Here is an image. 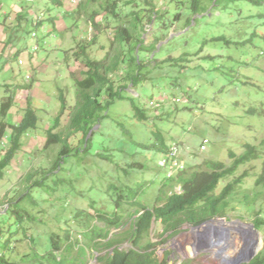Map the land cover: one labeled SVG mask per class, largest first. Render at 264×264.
<instances>
[{"label": "rangeland", "instance_id": "obj_1", "mask_svg": "<svg viewBox=\"0 0 264 264\" xmlns=\"http://www.w3.org/2000/svg\"><path fill=\"white\" fill-rule=\"evenodd\" d=\"M63 1L58 7L49 0H0V109L3 97L14 93L8 121L19 122L30 106L38 121L0 180V252L16 264H33L21 263L22 256L34 248L40 252L50 248L53 234L64 241L69 229L70 242L78 239L72 253L74 257L84 255L85 264H101L116 248H134L139 214L132 205L153 207L167 176L166 154L154 135L160 131L168 147L180 146L186 167L206 159L230 166L231 150L242 155L246 144L260 147L259 159L239 167L236 176L248 174L224 215L199 223L185 221L169 230L154 220L149 230L150 251L160 263L229 264L221 262L222 256L237 253L239 248L231 247L233 241L243 246L248 232L239 223L226 222L254 224L256 217H264V188L255 185L264 159V0L258 5L246 0L229 2L226 11L213 1L201 13H193L181 0H154L156 14L152 22L144 18L143 42L135 50L126 43L112 44L115 26L132 16L108 17L100 7L104 0L95 1L88 13L100 10L99 32L89 25L86 14L80 19L71 14L77 5ZM140 6L152 8L143 0ZM120 9L125 16L133 8L123 2ZM43 12L57 17L55 27L49 18L35 19ZM159 36L162 39L157 41ZM79 41L87 45L91 58L99 60L107 55L111 60L123 50L126 62L110 75L115 89L122 87L128 98H118L104 110L105 116L87 136L83 132L70 136L72 148L55 169L64 144L46 146V129L54 126V132H67L70 128L78 99L76 79L83 77L86 66L84 57L75 55L82 52ZM133 56L139 67L130 62ZM130 68L144 77L136 86L125 79ZM61 93L66 108L57 120ZM100 98L108 99L106 94ZM134 103L146 109V120L136 116ZM32 171L35 175L29 178ZM35 179L38 183L31 185ZM228 181H222L217 192ZM245 193H250L248 202ZM16 198L20 217L9 210ZM101 211L124 213L122 226L109 227L101 217L90 223ZM202 223L207 229L211 225V237L197 228ZM92 227L108 230L109 237L96 238L93 244L90 237L94 235L85 234ZM259 231L264 241V228ZM13 233L14 243L4 250L2 244ZM70 242L65 241L58 254ZM83 246L87 251L79 253Z\"/></svg>", "mask_w": 264, "mask_h": 264}, {"label": "trees", "instance_id": "obj_2", "mask_svg": "<svg viewBox=\"0 0 264 264\" xmlns=\"http://www.w3.org/2000/svg\"><path fill=\"white\" fill-rule=\"evenodd\" d=\"M49 1L51 4L58 7H62L64 5L63 0ZM95 1L98 0H79L78 3L75 4L77 5L76 8L71 11V14L77 19H80L86 14L88 16L87 21L89 25L96 31L100 32L102 23H100L97 19L100 14V10L95 8L92 9V12L88 13V10L92 5L91 3ZM141 1L142 0H104L100 3L101 9L108 14V17L120 19L122 17L132 16L130 19H124L120 24L115 26V40L112 41V44L119 43L121 45L126 43L130 45V50H135L136 45L143 42L140 31L143 29L145 24L144 18L147 17V22H152V19L156 14V4L154 0H143L146 2V5H150L152 8H142V5L140 6ZM213 1L216 2V6L220 7L222 11H226V9H228L227 7L229 6V2L232 4L241 0H181L183 5H189L187 8L191 9L193 13L206 12L209 4ZM246 1L258 5L261 4L262 0ZM123 2L125 3V6L133 8L128 11L125 16L122 15V11L120 9L121 3ZM50 11L51 8L48 7L47 12ZM147 11L150 13L148 14ZM180 15L181 13L178 14L176 18H179ZM41 16L49 18L52 23L57 19L55 15L51 14L47 16L45 12H43V15ZM18 18L20 20V15H18ZM39 22H42V18ZM160 39H162V37L159 36L157 41ZM78 50H81L82 52H77L75 55H77V57L83 56L86 66L83 70V77L81 79H76L78 99L76 107L72 113L70 128L67 132L64 129L59 132H54V126L46 129V146H49L50 144L53 146L52 143L54 142H62L64 144V147L58 154L59 156H57V159L55 160V169L60 164L62 157L68 154L72 148L71 143L68 141L70 136H74L78 132H83L87 136L97 121L102 116H105L103 112L104 110H106L118 98H128L122 93V87L119 88V90L115 89L113 79L110 75L119 69L120 64H124L126 62L125 53L122 49H120V52L115 54L113 58L111 57V60L108 58L109 55L102 60L91 58L86 51L87 45H84L80 41ZM30 54H32V52H30ZM130 62H132L133 67L135 65H138L139 67L135 56L131 57ZM129 64L130 63L127 65L128 68L131 66V64L130 66ZM132 69L133 68L129 69L125 79L136 86L141 82V80H144V77L140 74L135 75V70L132 71ZM102 94L107 95V101H101L100 97ZM61 100L62 109L57 115V120L63 117L66 108V98L62 93ZM14 105V93H10L9 95L3 97L0 109V180L4 178L5 171L12 165L17 153L22 149L24 143L23 139L26 134L29 131L36 129L38 123L36 110L31 106L26 108L25 113L19 122L12 123L8 121V116L11 114L10 111ZM134 110L139 119L146 120L148 118L145 108L135 104ZM57 124H59V121H56L55 126H57ZM154 135L158 145L161 146V149L164 150L166 156H168L170 147L167 146L162 133L160 131H156L154 132ZM6 138L7 144H4ZM245 146L247 150L242 155H237L234 151H230V157L233 159V163L230 166L226 165L222 161L206 159L200 165L196 164L189 167L187 166L175 176H166L161 183L159 194L156 198L157 203L153 205V207H148L147 205L138 202H136L137 205H132L133 208L136 207L135 214H139L135 219V229L133 233L135 243L134 248L127 251L116 248L109 257L102 258L100 260L101 264H165L158 262V260L153 257V252L150 251L153 243L151 242L149 236V230L153 221H160L164 228L169 230L176 229L178 225L185 221L199 223L217 215H224L226 210L231 208V199L238 193L239 187L243 184V177L248 174L245 172L239 177L236 176L239 167L251 163L259 159L261 156V149L257 145L246 144ZM34 175L35 173H33V171L30 172L29 178ZM45 175L46 173L43 174V178H46ZM228 179L229 181L222 187L221 191L217 192L220 183L222 181L225 182ZM37 180L35 179L31 185L35 182L38 183ZM180 184L183 186L184 191L182 193H177L174 191V188ZM255 185L257 187L264 188V159L262 161L261 172L256 177ZM245 198L248 202L250 200V193H245ZM12 200L14 201L10 202L9 210L12 214L20 217L21 210L18 209L19 199ZM100 217L105 220L109 227L119 228L123 224L124 213L123 215H117L116 213L111 214L110 212L105 211L97 212V214L90 218V223L93 219ZM254 224L260 230L264 228V217H256L254 219ZM26 233L27 232L24 233V237ZM85 234L87 236L94 235L93 237H90L93 244L95 243L94 240H96V238L109 237V231L100 227H98L97 231L92 227L85 232ZM14 236L15 233L9 236L2 244V246H4V250L8 249L10 244L14 243L12 242L14 240ZM65 241L66 243L70 242V229L67 230L64 241H62L61 235L53 234L52 245L50 248H46L44 252H40L39 248L32 249L31 253L22 256L21 263L85 264L84 255L74 257V254L72 253V250L75 249V243H78V239L74 242H70V244H67L65 247L66 251L58 254L65 246ZM91 241L87 243L88 246L91 245ZM80 249L79 253H85L87 251L86 246L80 247ZM0 264L16 263L10 261L3 255V253L0 252ZM241 264H264V241H261L259 244L257 254L250 260Z\"/></svg>", "mask_w": 264, "mask_h": 264}, {"label": "water", "instance_id": "obj_3", "mask_svg": "<svg viewBox=\"0 0 264 264\" xmlns=\"http://www.w3.org/2000/svg\"><path fill=\"white\" fill-rule=\"evenodd\" d=\"M207 223V222H206ZM206 223H202L201 225L197 226V228L202 229V233L203 235H208L207 237H211V235L214 234V231H209L211 230L210 228L211 225L209 224L208 229L206 228ZM228 224L230 225H234V223H239L241 226H245L246 227V232L245 233V241L243 246L240 248V250L238 251V253L236 255L227 257V256H222V263H229V264H241L243 262H246L248 260H250L251 258H253L257 252H258V246L260 244V242L262 241V236L261 233L259 231V229L255 226V224H251V223H243L242 221L238 220V221H227ZM229 229V228H228ZM229 232V231H228Z\"/></svg>", "mask_w": 264, "mask_h": 264}, {"label": "built area", "instance_id": "obj_4", "mask_svg": "<svg viewBox=\"0 0 264 264\" xmlns=\"http://www.w3.org/2000/svg\"><path fill=\"white\" fill-rule=\"evenodd\" d=\"M29 1H35V0H29ZM73 4H77L78 0H70ZM36 47V46H35ZM36 50L38 48H35ZM207 143V141L205 142ZM164 167L167 170V176L172 177L175 176L178 172L185 169V161L182 159L180 155V146L178 144H173L170 147L169 155L166 156L163 160ZM176 191L182 192V186L177 187Z\"/></svg>", "mask_w": 264, "mask_h": 264}, {"label": "bare ground", "instance_id": "obj_5", "mask_svg": "<svg viewBox=\"0 0 264 264\" xmlns=\"http://www.w3.org/2000/svg\"><path fill=\"white\" fill-rule=\"evenodd\" d=\"M226 223H227V222H226ZM229 243H230V242H228V243L226 244V249H227V246L229 245ZM241 243H242V241H241ZM240 245H241V244H240ZM240 245H239L238 243H236V242L233 241V246H231V245H230V246H231L232 248H233V247H234V248L237 247V248H239V250H240V248L242 247V245H241V247H240ZM232 248H231V249H232ZM229 249H230V248H229ZM239 250H238V251H239ZM237 253H238V252H237ZM237 253H233V254L229 253V255H228L227 257H229V256H233V255H236Z\"/></svg>", "mask_w": 264, "mask_h": 264}, {"label": "clouds", "instance_id": "obj_6", "mask_svg": "<svg viewBox=\"0 0 264 264\" xmlns=\"http://www.w3.org/2000/svg\"><path fill=\"white\" fill-rule=\"evenodd\" d=\"M78 1H79V0H78ZM77 3H78V2H77ZM42 17H44V16H40V15H39V16L36 17L35 19H39V20H40ZM42 19H43V18H42ZM39 20H38V21H39ZM37 46H39V43H37ZM183 170H184V169H183ZM179 186H182V185H181V184H180V185H177V186L174 188V191L177 192V193H182V192L184 191L183 186H182V192H178V191H176L177 187H179Z\"/></svg>", "mask_w": 264, "mask_h": 264}, {"label": "crops", "instance_id": "obj_7", "mask_svg": "<svg viewBox=\"0 0 264 264\" xmlns=\"http://www.w3.org/2000/svg\"><path fill=\"white\" fill-rule=\"evenodd\" d=\"M58 21H59V20H58V19H56V22H57V23H58ZM57 27H58V26H57Z\"/></svg>", "mask_w": 264, "mask_h": 264}]
</instances>
